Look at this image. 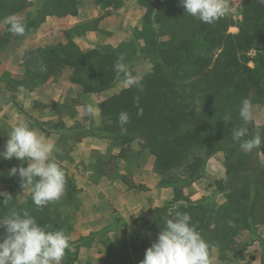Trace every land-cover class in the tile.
I'll return each mask as SVG.
<instances>
[{
  "label": "rangeland",
  "instance_id": "1",
  "mask_svg": "<svg viewBox=\"0 0 264 264\" xmlns=\"http://www.w3.org/2000/svg\"><path fill=\"white\" fill-rule=\"evenodd\" d=\"M32 4L13 15L27 19L35 17L37 7L45 0H27ZM4 6L10 1H2ZM76 15H47L36 29H28L23 36L7 33L2 23L8 15L0 12V151L8 139L12 126L25 122L48 142L55 145L52 159L65 173L66 181L73 183V198L64 194L44 207H37L31 198L32 184L24 183L17 172L10 169L27 167V161L17 158H0V199L9 194L10 187L16 192V205H22V212L32 215H49L60 223V228L71 245L66 250L61 264H137V254L144 251L143 241L152 240L153 218L169 215L155 212L156 208H176L181 202L174 200L172 182L163 181L155 169V156L142 141H127L106 130L110 122L101 114L99 103L108 95L124 88V76L120 74L112 86L97 92L86 91L87 84L70 81L72 70L58 69L47 79L34 72L42 65L41 50L50 45L66 43L65 31L72 33V40L82 51L96 45L116 48L123 56L129 71L143 79L154 69L151 56L155 52L156 31L144 25L146 8L139 0H79ZM243 0H234L229 17L235 25L229 32L238 31L236 26L243 18ZM185 10V9H184ZM187 34L196 18L186 13ZM162 32V33H161ZM2 36L8 41L3 42ZM182 37L174 25L164 26L158 39L165 44L177 43ZM141 48L138 53L135 48ZM251 55L255 51H250ZM126 58V59H125ZM249 65L254 66L252 61ZM35 68V69H34ZM32 71V72H29ZM264 77V76H263ZM264 79V78H263ZM253 106V120L246 125L239 116L229 115L236 128L247 127L245 139L264 131V98L255 94L248 98ZM92 105L94 113L85 115L84 109ZM235 114V113H234ZM262 140L263 137H262ZM264 161L263 145L252 152ZM249 158L243 150L235 153L218 151L205 164L202 177L194 181L181 180L182 190L191 200L206 198L207 206L213 209V216L221 223L213 228L219 235L207 232L204 240L208 244L209 264H264V205L256 206L252 227L233 225L227 217L239 215L227 206V195L217 191L216 180L227 181L228 165ZM239 159H238V158ZM181 178L186 177L179 171ZM242 211L248 212L246 203ZM21 211V210H20ZM21 212V213H22ZM144 214V216H142ZM2 234V230L1 233ZM6 233L0 235V239ZM147 247V246H146ZM144 249V248H143ZM113 254L112 258H108Z\"/></svg>",
  "mask_w": 264,
  "mask_h": 264
},
{
  "label": "trees",
  "instance_id": "2",
  "mask_svg": "<svg viewBox=\"0 0 264 264\" xmlns=\"http://www.w3.org/2000/svg\"><path fill=\"white\" fill-rule=\"evenodd\" d=\"M2 1L5 0H0V12L8 16L32 4L27 0H6L11 4L4 6ZM94 1L100 3L103 0ZM78 2L45 0L36 8L35 17L24 19L26 28L36 29L47 15H76ZM139 2L146 8L145 27L156 31V49L149 55L155 62L154 69L141 79L142 91L124 87L108 95L99 106L102 116L110 122V127L106 128L108 132L123 136L127 141L141 140L143 146L150 149L155 156L156 171L163 181L172 182L174 200L182 204L176 208L164 206L155 209V212L165 213L172 208V212L150 221L154 233L152 240L143 241L141 247L133 243V249L141 251L142 248L144 251L141 257L136 255L137 259L140 258L137 264L144 259L146 249L157 239L165 221L173 218L176 212L188 213L202 238L209 231L219 235V229L211 225L212 222L215 226L220 224L221 218L213 216V209L207 206L206 198L193 201L185 195L181 180L191 182L202 177L207 159L218 151L232 154L240 150V142L232 139L236 125L229 115L236 116L242 100L252 94L261 100L264 98V6L257 0H243V18L236 25L237 32H229L235 24L230 18L221 17L212 24L195 19L190 34L185 30L186 22L190 21L180 0ZM170 24L181 32L182 37L177 43L165 44L158 35L164 26ZM72 35L67 30L66 43L43 48L42 65L34 72L27 70L47 79L58 69L68 67L72 70L70 81L87 84L88 92L112 86L120 75L114 70V64L120 57L116 48L96 45L82 51L72 40ZM1 40L7 42V36H2ZM135 50L142 53L141 48L136 47ZM252 50L254 55L249 54ZM250 61L254 66L249 65ZM135 96H139V104L134 102ZM141 110L142 115H137ZM121 111H127L130 116L127 130L123 133L118 124ZM261 136L264 139V131ZM248 154L246 160L239 156L241 161L238 165L236 162L228 165L226 182L215 181L217 191L227 195L225 208L240 213L230 214L227 218L234 222L233 225L242 224L245 229L252 227L257 202L264 205V161L254 153ZM181 170L186 177L179 176ZM73 186L72 182L66 181L65 189L70 198H73ZM9 191L5 197L7 204L0 203V219L12 211L21 213L23 209L22 205H16L14 188L10 187ZM246 203L250 204L248 212L242 211ZM32 217L41 226L51 225L52 230L60 228V223L49 215ZM1 230L2 234L5 233L4 228L0 227V233ZM112 257L113 254L108 258ZM102 264H108L107 258H102Z\"/></svg>",
  "mask_w": 264,
  "mask_h": 264
},
{
  "label": "clouds",
  "instance_id": "3",
  "mask_svg": "<svg viewBox=\"0 0 264 264\" xmlns=\"http://www.w3.org/2000/svg\"><path fill=\"white\" fill-rule=\"evenodd\" d=\"M257 3L264 6V0H257ZM180 4L185 13L206 24L214 23L227 12L224 0H180ZM2 23L8 26V32L13 35L23 36L26 31L23 17L9 15ZM114 70L124 76L126 88L143 90L141 80L131 74L123 56L117 59ZM133 99L139 104V96ZM84 112L85 115H93V106L87 105ZM137 115H142V110ZM239 116L245 125L253 120L250 100H242ZM129 122L128 112L121 111L118 124L122 133L126 132ZM247 133V127L233 129L232 139L240 142L241 150L250 153L264 145L260 132L245 139ZM54 149L53 143L27 123L20 122L12 126L4 149L0 151V158L5 160L15 157L28 162L27 167H13L9 171L11 175L18 172L24 183L33 185L31 198L37 207H44L64 194L65 173L52 159ZM0 203L7 204V199L3 198ZM0 227L6 233L0 239V264H61L69 247V239L62 230H52L51 225L41 226L27 211H12L0 219ZM140 264H209L208 244L191 223L190 215L176 212L173 218L165 221L164 228L146 249Z\"/></svg>",
  "mask_w": 264,
  "mask_h": 264
},
{
  "label": "built area",
  "instance_id": "4",
  "mask_svg": "<svg viewBox=\"0 0 264 264\" xmlns=\"http://www.w3.org/2000/svg\"><path fill=\"white\" fill-rule=\"evenodd\" d=\"M224 3L227 7V12L223 17H229V12L232 11L233 6H234V0H224Z\"/></svg>",
  "mask_w": 264,
  "mask_h": 264
}]
</instances>
